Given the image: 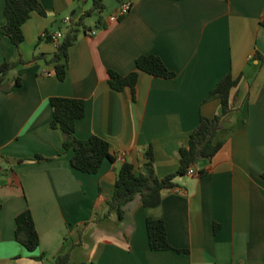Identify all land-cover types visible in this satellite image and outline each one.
I'll list each match as a JSON object with an SVG mask.
<instances>
[{"label":"crops","instance_id":"0c3cea01","mask_svg":"<svg viewBox=\"0 0 264 264\" xmlns=\"http://www.w3.org/2000/svg\"><path fill=\"white\" fill-rule=\"evenodd\" d=\"M38 1L45 16L33 13L20 47L0 33V67L23 62L5 84L20 79L21 86L0 90V264H55L66 255L69 264H264V61L255 57H264V0H118L114 12L130 2L129 14L81 31L63 82L45 60L57 45L40 39L65 34L64 20L87 10L78 0ZM4 10L0 0V26ZM148 55L176 77L140 72L134 93L111 89L109 71L134 73ZM228 74L240 82L219 153L199 162L196 176L179 177L159 207L145 208L138 196L122 221L105 218L125 162L140 174L151 146L159 178L179 170V150L201 116L221 114L214 90ZM54 97L85 101L76 136L104 139L115 162L93 175L73 169V151H64V135L50 126ZM27 209L40 238L34 252L15 239L16 218ZM150 217L164 220L171 246L188 253L151 251Z\"/></svg>","mask_w":264,"mask_h":264},{"label":"trees","instance_id":"16d2710c","mask_svg":"<svg viewBox=\"0 0 264 264\" xmlns=\"http://www.w3.org/2000/svg\"><path fill=\"white\" fill-rule=\"evenodd\" d=\"M179 1V0H175ZM105 0H93L92 7L83 14L77 21L72 22L63 38L57 46V52L51 59H47V65H54L57 78L63 82L67 76L69 68V49L78 41V36L82 32L91 30L86 25V17L93 13H103L106 10ZM33 13L45 16V11L38 0H5V23L0 26V33L9 38L11 42L20 47L25 41L23 26L31 19ZM264 25V22H263ZM96 26L105 27L102 17ZM52 41V35L47 33L42 40ZM256 59L261 62L264 57L256 54ZM23 64L3 63L0 67V90L7 93L21 86L20 79H16L13 87L6 88L10 72ZM137 71L129 75H121L115 71H109L108 83L111 89L116 92L131 89L134 93L139 79V73L144 72L153 77L162 79H174L176 74L168 70L160 57L154 55L140 56L136 60ZM240 79H234L231 74L225 76L216 86L214 95L221 100V114L212 118L201 116L198 127L190 134L188 144L179 150V170L164 178H159L155 170V161L152 147L150 146L144 156L148 162L142 165L140 174H136L134 166L125 162L117 175L114 195L108 202V211L105 218L116 215L119 221L124 218V208L135 200L141 198L145 208H157L161 205L163 195L167 191H172L179 187L177 179L188 175V170L203 161H211L222 149L223 142L217 138L223 130L224 117L233 110L232 92L239 85ZM53 109L51 129L59 130L63 136V148L65 152L73 151L71 166L83 174H97L101 170L104 162L116 161V156L111 151L110 144L102 138L91 136L86 140H80L76 136L78 121L86 115L85 101L80 99H70L54 97L50 99ZM35 160L42 162L47 158L36 156ZM2 167L0 165V172ZM207 171L199 172V176H205ZM16 218L15 239L29 252H34L39 248L40 238L37 232L33 215L29 209L22 212ZM147 234L150 250L153 252L175 251L179 254H187V250L174 249L168 239L167 229L164 220L148 218L146 222ZM44 257L40 258L41 260ZM70 256H62L56 259L55 264H69Z\"/></svg>","mask_w":264,"mask_h":264},{"label":"built area","instance_id":"2783aa9c","mask_svg":"<svg viewBox=\"0 0 264 264\" xmlns=\"http://www.w3.org/2000/svg\"><path fill=\"white\" fill-rule=\"evenodd\" d=\"M79 2L81 3H88V2H92L93 0H78ZM131 8H132V4L130 2H122L119 6V10L117 11V13L113 14L109 21L114 23V22H117L119 19L125 17L126 15L129 14V12L131 11ZM73 22L72 18L71 17H68L64 20V23L66 25H71ZM91 35H95L96 33L95 32H91L90 33ZM63 33L62 32H58V33H55L54 35H52V41L58 46V43L60 42V40L63 38ZM48 76L52 75L50 73H47ZM188 175L190 176H196L197 175V170L195 168H190L188 170Z\"/></svg>","mask_w":264,"mask_h":264},{"label":"rangeland","instance_id":"374dc122","mask_svg":"<svg viewBox=\"0 0 264 264\" xmlns=\"http://www.w3.org/2000/svg\"><path fill=\"white\" fill-rule=\"evenodd\" d=\"M81 6L84 7L87 11H89L90 8L92 7V2L82 3ZM105 6L107 8L103 13H93L86 17L85 22L87 26L94 27L95 23L100 17L108 18L111 15H113L115 13L114 9L118 6V0H105Z\"/></svg>","mask_w":264,"mask_h":264},{"label":"water","instance_id":"95a60500","mask_svg":"<svg viewBox=\"0 0 264 264\" xmlns=\"http://www.w3.org/2000/svg\"><path fill=\"white\" fill-rule=\"evenodd\" d=\"M13 162V160H11Z\"/></svg>","mask_w":264,"mask_h":264}]
</instances>
